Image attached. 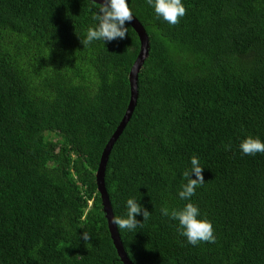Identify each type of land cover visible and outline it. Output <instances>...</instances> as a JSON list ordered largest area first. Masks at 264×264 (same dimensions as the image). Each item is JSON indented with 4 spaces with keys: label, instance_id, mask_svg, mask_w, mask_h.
Returning <instances> with one entry per match:
<instances>
[{
    "label": "trees",
    "instance_id": "1",
    "mask_svg": "<svg viewBox=\"0 0 264 264\" xmlns=\"http://www.w3.org/2000/svg\"><path fill=\"white\" fill-rule=\"evenodd\" d=\"M183 3L169 25L129 0L149 50L104 181L113 215L132 197L150 214L118 233L133 264H264V154L239 149L249 135L264 140V0ZM92 10L89 0H0V264H123L94 173L140 43L126 23V38L84 47ZM193 155L205 183L191 202L216 236L196 246L161 212L188 202L178 191Z\"/></svg>",
    "mask_w": 264,
    "mask_h": 264
},
{
    "label": "clouds",
    "instance_id": "2",
    "mask_svg": "<svg viewBox=\"0 0 264 264\" xmlns=\"http://www.w3.org/2000/svg\"><path fill=\"white\" fill-rule=\"evenodd\" d=\"M92 3L91 20L93 23L87 29L86 38L82 39L84 47L90 45L93 41H102L106 44L116 39L126 38L129 33L126 23L129 24L135 16L129 7V0H103L102 3H98V0H92ZM147 4L153 8L157 18L169 25L178 24L180 19L186 15L183 0H147ZM0 93H3V91H0ZM115 142L109 150L102 149L99 161L102 153L107 155L106 165L113 160L111 149ZM239 149L244 155L264 154V140H261L258 136L249 135L241 140ZM203 169L204 167L201 165L199 158L193 155L190 158V169L183 173L187 182L178 191L179 198L188 202L182 209L169 210L167 207L161 209L164 216H169L172 220L178 221L179 234L185 237L187 242L193 246H196L200 242L214 243L216 240L211 221L201 215L198 205L191 202V198L195 195L197 187L205 183ZM193 174L195 178H193ZM140 214H142L143 220H146L150 212L134 197L128 198L126 201V214L122 216L113 215L111 223L116 226L117 230L136 232V229L141 226L142 222L137 219V215ZM81 236L85 242L89 241L91 237L87 231H84Z\"/></svg>",
    "mask_w": 264,
    "mask_h": 264
},
{
    "label": "water",
    "instance_id": "3",
    "mask_svg": "<svg viewBox=\"0 0 264 264\" xmlns=\"http://www.w3.org/2000/svg\"><path fill=\"white\" fill-rule=\"evenodd\" d=\"M92 1V0H89ZM103 0H98V3H102ZM135 32L137 33V36L140 41V47H139V52L133 61L131 68L128 73V82H129V87H130V96H129V101L128 105L125 109V112L122 116V119L120 120L117 128L111 135L110 139L108 140L107 144L105 145V149L109 150L112 146V144L115 142V140L118 138V136L121 134L123 131L124 127L126 126L127 121L132 115V112L135 108L136 105V99H137V77H138V72L139 69L141 68L144 60L148 56V50H149V37L147 33L145 32L143 26L137 19H133L129 23ZM104 149V150H105ZM106 160H107V155L105 153H102L100 161L98 163V167L95 172V182H96V188L99 192L100 198H101V203H102V210L104 212V216L106 218V223H107V228L109 231L110 238L112 240V243L115 247L116 253L120 259V261L123 264H133L122 245L120 235L118 233V230L114 224L111 223V218L113 216L109 196L107 194L106 188H105V183H104V174H105V165H106Z\"/></svg>",
    "mask_w": 264,
    "mask_h": 264
}]
</instances>
